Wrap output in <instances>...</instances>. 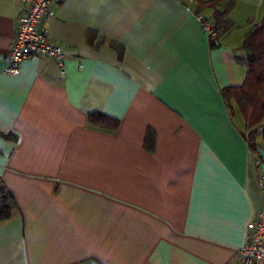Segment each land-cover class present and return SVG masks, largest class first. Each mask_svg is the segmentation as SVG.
Here are the masks:
<instances>
[{"label": "crops", "instance_id": "1", "mask_svg": "<svg viewBox=\"0 0 264 264\" xmlns=\"http://www.w3.org/2000/svg\"><path fill=\"white\" fill-rule=\"evenodd\" d=\"M235 1L221 34L185 0H55L45 28L64 73L32 57L13 76L25 5L0 0V180L16 201L0 264H242L264 143L251 148L222 90L247 77L264 0Z\"/></svg>", "mask_w": 264, "mask_h": 264}, {"label": "trees", "instance_id": "2", "mask_svg": "<svg viewBox=\"0 0 264 264\" xmlns=\"http://www.w3.org/2000/svg\"><path fill=\"white\" fill-rule=\"evenodd\" d=\"M195 13L203 15L204 11H212L209 18L204 16L206 22L212 25L213 31L227 33L234 28V23L229 19V14L236 5L235 0H194ZM215 46L214 38L211 39ZM243 50L246 54L249 72L244 83L238 87H229L222 90V96L227 102L236 100L240 111L245 117L246 128L251 131L249 144L256 151V135L259 128H264V17L246 34L243 42ZM93 125L117 129L119 122L101 115L90 116ZM264 142V129L262 132ZM16 207L14 195L0 180V222L11 217L12 210Z\"/></svg>", "mask_w": 264, "mask_h": 264}, {"label": "built area", "instance_id": "3", "mask_svg": "<svg viewBox=\"0 0 264 264\" xmlns=\"http://www.w3.org/2000/svg\"><path fill=\"white\" fill-rule=\"evenodd\" d=\"M25 5L24 11L17 20V32L9 55L6 57L7 75H18L22 64L32 57H45L53 60L64 73L67 53L54 42L45 28V22L53 14L55 0H17ZM187 9L193 12L194 0H185ZM203 29L213 32L212 25L204 16L197 15ZM260 185L264 191V177H260ZM238 257L242 264H259L264 261V211L255 215L246 227V238L239 249Z\"/></svg>", "mask_w": 264, "mask_h": 264}, {"label": "rangeland", "instance_id": "4", "mask_svg": "<svg viewBox=\"0 0 264 264\" xmlns=\"http://www.w3.org/2000/svg\"><path fill=\"white\" fill-rule=\"evenodd\" d=\"M208 14L211 15L212 14V11H208ZM229 105L231 107V112L233 114V117L235 118V121L238 123L239 121L242 123L243 121H245V117L243 116L242 112L240 111V108L236 102V100L234 99H231L230 102H229ZM239 124V125H242V127H244V133L247 137L248 140H251V131L250 130H247L246 128V121H245V125L243 124ZM263 126L261 128L258 129L256 135L254 136V139L256 140L257 137H259L260 139H262V132H263ZM262 143L263 140L261 141Z\"/></svg>", "mask_w": 264, "mask_h": 264}]
</instances>
